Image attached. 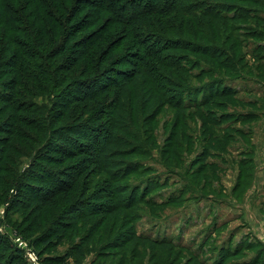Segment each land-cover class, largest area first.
Masks as SVG:
<instances>
[{
	"label": "trees",
	"instance_id": "obj_1",
	"mask_svg": "<svg viewBox=\"0 0 264 264\" xmlns=\"http://www.w3.org/2000/svg\"><path fill=\"white\" fill-rule=\"evenodd\" d=\"M263 6L264 0H0V87L9 90L6 95H0V112H10L8 120L0 123V132L6 134L0 139V152L4 156L0 155V189L4 191L12 186L3 200L8 202L7 212L10 206H30L28 215L24 217V221H28L25 229L51 219L46 232L29 240L37 254L36 243L40 240L51 242L50 236H58L62 228H75L76 219L96 213L93 210L72 213L73 204L78 200L77 206L84 202L81 198L87 192L79 183L84 170H75L73 163H69L65 172L57 171L67 178V181L57 178V185L52 182L51 186L41 187L33 186L29 181H18V172L11 165L15 162L14 152H22L27 141H40L38 135H30L28 128L43 132L46 126L45 131L51 136L57 135L61 128L78 136L81 142L76 144L74 139L59 134L58 138L74 147L58 151L53 148L51 152L41 154L40 160L56 164L67 158H84L83 162L93 163L97 175L104 172L103 188L107 187L109 181H116L121 173L125 174L115 169L108 170L116 155H144L150 151L144 140L153 137L152 129L134 130L138 129L136 127L141 121H153L163 106L172 105L182 110L188 105L195 106L197 102L200 106L217 105L212 101L216 96L236 91L227 87L219 91L210 90L206 98L202 90L205 94L191 102L189 94L195 89L188 84L187 76H192V68L201 65L192 55L209 60V67H200V72L193 75L195 78L203 72L214 74V68L236 73L243 58L238 46L246 45L247 41L238 33L241 23L235 22L254 19L257 27L264 28L258 23L264 22ZM150 17L156 21L148 22L146 19ZM139 22H146V25H139ZM155 23H160L161 27L156 26L163 31L151 28ZM245 32L252 38H264V29L246 28ZM213 41L222 43L215 45ZM120 48L122 53L116 55ZM176 50L181 52L167 53ZM6 55L8 57L3 59ZM239 75L231 77L239 78ZM224 80L226 77L222 76L213 84H224ZM48 85H52L51 92ZM164 86L174 88L167 98H163L166 95ZM48 92L55 97L51 107L33 101L35 96ZM42 111L48 120L39 118ZM204 111L201 110L200 115L205 119L208 115L215 118V113ZM182 114L177 111L167 140H172L173 146H182L174 131ZM103 116L108 117V121L98 122ZM59 120L61 125L54 127ZM39 122L42 125L37 126ZM204 122L207 123L208 119ZM212 132L210 130V134ZM7 134L14 135V138L10 139ZM8 140H12L9 148ZM83 140L86 143H82ZM143 163L144 159L125 163V170L134 172L139 168V172H147L150 167L144 168ZM92 174V169H89L88 176ZM152 179L138 182L130 188L143 191L148 183L153 182ZM82 180L84 182L85 179ZM154 184L161 183L157 179ZM126 188L129 192L128 186ZM111 191V188H105L103 192L98 190L91 199L111 198ZM27 200L31 205L24 203ZM132 203L127 200L125 205L124 202L114 203L109 207L124 208V218ZM75 216V221H72ZM116 216H120L119 213ZM21 223L23 219L19 225ZM59 224L61 227L52 229V225ZM2 259L6 261L0 264H27L21 250L7 236L0 234Z\"/></svg>",
	"mask_w": 264,
	"mask_h": 264
},
{
	"label": "rangeland",
	"instance_id": "obj_2",
	"mask_svg": "<svg viewBox=\"0 0 264 264\" xmlns=\"http://www.w3.org/2000/svg\"><path fill=\"white\" fill-rule=\"evenodd\" d=\"M146 20L150 23L156 21L154 17ZM253 20L246 18L235 22L241 23L238 33L247 41L246 45L238 46L243 58L238 64L240 70L236 73L214 68V74L203 72L199 78H195L193 75L200 72L203 65L206 68L209 60L204 56L192 55L201 65L192 68V76H187L188 84L195 89L189 94L191 102L205 93L207 98L210 90L219 91L227 87L236 91L216 96L212 101L217 105L210 103L204 107L197 105V102L195 106L188 105L182 110L172 105L163 106L153 121H141L136 127L138 129L134 130L142 132L146 128L152 129V138L147 141L144 140L145 136L142 137L150 151L144 155L119 154L111 160L112 168L108 167L109 171L115 169L119 173L125 172L117 174L118 180L109 181L105 187L113 190L110 192L113 198L91 199L94 192H103L105 189V182L102 181L104 172L101 171V176L97 175L92 162H83L84 158L80 157L63 159V162L56 164L40 160L41 154L51 152L53 148L58 151L74 147L58 138L59 134L74 139L76 144L81 142L78 136L66 133L61 128L55 136L45 131L46 126L43 132L28 128L30 135H38L37 139L40 141L26 140L27 145L22 146V152H14L15 162L11 165L18 172V181H29L33 186L41 187L51 186L52 182L55 184L59 177L67 181L58 172H65L69 163H73L75 170H84L80 174L79 183L87 192L81 198L84 202L77 206L78 200L73 204L72 213L79 210H93L96 213L78 219L76 216L72 217V221L77 220V227L62 228L58 236H50L51 242L40 240L36 243L40 264H264V38H252L245 32L246 28H264L257 27ZM258 23L260 26L264 25V22ZM156 24L161 27L160 23H155L151 24V28L162 30ZM139 25L144 26L146 22H139ZM212 43L220 45L222 42ZM179 52L181 51L176 50L167 53L173 55ZM120 53L121 48L115 52L116 55ZM7 57L8 55L3 59ZM234 75L240 77H231ZM222 76L226 77L224 84L218 82L214 85L213 81ZM51 86L48 85L49 92ZM164 88L166 95L163 98H167L174 88ZM49 92L35 96L33 101L51 107V101L55 97ZM7 93L9 90L0 87V95ZM1 105L0 101V107ZM201 110L215 113L216 116L210 118L211 115H208L205 119L204 115H200ZM177 111L184 113L174 129L182 146H173L172 140L167 142ZM44 114L46 113L42 111L39 118L46 121L48 119ZM8 115V111L0 112V123L7 121ZM107 119L108 117L103 116L98 122L108 121ZM207 119L208 122L205 123ZM57 123L59 124L54 127L61 125L62 121ZM40 125L42 122L37 124ZM227 126L229 128H224ZM210 130L213 134H210ZM5 135L0 132V139ZM7 135L10 139L14 138L12 134ZM11 142L12 140H8V148ZM82 143L86 142L83 140ZM0 155L3 156L1 152ZM141 159H144V168L150 167L147 172L141 173L139 168L134 172L125 170L128 162L134 163ZM39 168H42L41 171ZM89 169L93 171L91 176H88ZM149 178H153V182L148 183L145 190L130 188ZM157 179L161 184H154ZM239 181L244 186L241 187ZM9 187L12 186L9 185L4 191L0 189V192H4L0 193V207L6 203L8 206V202L3 200L7 198L5 196ZM121 189H125V192H117ZM139 195L142 197H138ZM122 199L124 205L127 200L133 202L126 209L129 213L124 218V208L109 207L114 203L122 204ZM24 203L31 205L28 200ZM7 206L3 220L7 230L24 235L26 238L22 237L28 243L47 231L51 219L40 225L35 223L27 230L25 228L28 221H24V217L28 215L30 206H10L8 212ZM117 213L120 216H116ZM32 215L28 216L29 220ZM22 219L23 223L19 225ZM51 227L56 229L61 225ZM5 261L2 259L0 263Z\"/></svg>",
	"mask_w": 264,
	"mask_h": 264
},
{
	"label": "built area",
	"instance_id": "obj_3",
	"mask_svg": "<svg viewBox=\"0 0 264 264\" xmlns=\"http://www.w3.org/2000/svg\"><path fill=\"white\" fill-rule=\"evenodd\" d=\"M5 206H7V203L6 205L0 207V234L7 236L9 240L21 250L28 264H40L38 255L34 248L17 232L6 229V224L3 223Z\"/></svg>",
	"mask_w": 264,
	"mask_h": 264
}]
</instances>
